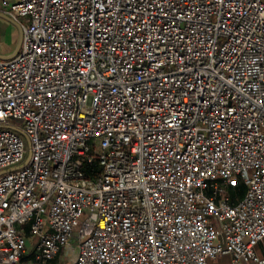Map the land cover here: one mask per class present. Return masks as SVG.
<instances>
[{
    "label": "built area",
    "instance_id": "1",
    "mask_svg": "<svg viewBox=\"0 0 264 264\" xmlns=\"http://www.w3.org/2000/svg\"><path fill=\"white\" fill-rule=\"evenodd\" d=\"M0 13L22 32L0 56V264H19L22 226L37 262L73 242L69 264L258 262L264 0H0Z\"/></svg>",
    "mask_w": 264,
    "mask_h": 264
},
{
    "label": "crops",
    "instance_id": "2",
    "mask_svg": "<svg viewBox=\"0 0 264 264\" xmlns=\"http://www.w3.org/2000/svg\"><path fill=\"white\" fill-rule=\"evenodd\" d=\"M3 31V33H1ZM11 31V32H10ZM17 34V41L15 46H12L13 41L11 36ZM19 39V31L17 26L4 14L0 13V56L9 58L15 52L17 42ZM240 197V195L238 194ZM23 236L25 238V251L21 256L19 264H69L70 257L74 254L75 243H71L67 248L61 250L53 259L37 262L35 260L36 241L37 238L28 232L27 226H22ZM257 255L258 262H251L248 264H264V252L262 244H257L254 248ZM205 264H231L229 255H221L215 259L208 260Z\"/></svg>",
    "mask_w": 264,
    "mask_h": 264
},
{
    "label": "rangeland",
    "instance_id": "3",
    "mask_svg": "<svg viewBox=\"0 0 264 264\" xmlns=\"http://www.w3.org/2000/svg\"><path fill=\"white\" fill-rule=\"evenodd\" d=\"M11 32V31H10ZM3 33V31L1 32ZM11 40L13 41L12 46H15V43L17 41V34L15 35V39H14V35L11 36ZM1 50V49H0ZM16 124L21 125L22 124V120L21 119H16L15 120ZM238 193L240 196L243 194L244 192V187L242 182H239L238 186H236L235 188H228L226 190V193H230V194H234V193Z\"/></svg>",
    "mask_w": 264,
    "mask_h": 264
},
{
    "label": "water",
    "instance_id": "4",
    "mask_svg": "<svg viewBox=\"0 0 264 264\" xmlns=\"http://www.w3.org/2000/svg\"><path fill=\"white\" fill-rule=\"evenodd\" d=\"M8 18V17H7ZM11 20V19H10ZM16 26H17V28H18V31H19V39H18V42H17V46H16V49H15V52H14V54L12 55V56H10V57H13L17 52H18V50H19V46H20V42H21V35H22V32H21V28H20V26H19V24L17 23V22H15V21H13V20H11ZM9 57V58H10Z\"/></svg>",
    "mask_w": 264,
    "mask_h": 264
},
{
    "label": "trees",
    "instance_id": "5",
    "mask_svg": "<svg viewBox=\"0 0 264 264\" xmlns=\"http://www.w3.org/2000/svg\"><path fill=\"white\" fill-rule=\"evenodd\" d=\"M96 169V165H88V166H84L83 170L86 173V176H89V172H92Z\"/></svg>",
    "mask_w": 264,
    "mask_h": 264
}]
</instances>
